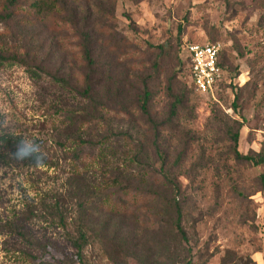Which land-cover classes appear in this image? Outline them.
Wrapping results in <instances>:
<instances>
[{
  "label": "rangeland",
  "instance_id": "obj_1",
  "mask_svg": "<svg viewBox=\"0 0 264 264\" xmlns=\"http://www.w3.org/2000/svg\"><path fill=\"white\" fill-rule=\"evenodd\" d=\"M108 4L111 8L113 2ZM114 7V19L97 21L100 27H112L117 38H104L96 55L106 72L99 89V99L108 106L103 122L84 114L86 102L47 76L19 65L0 66V264L71 263L75 252L67 233L76 236L79 201L71 197L70 183L77 182L78 175L96 193L95 199L116 193L118 188L106 187L114 180L131 181L140 188L142 183L143 189L148 183L147 191L169 195L171 200L176 197L184 209L182 227L190 240L182 246L193 247L194 264H219L227 251L250 257L252 264H264V165L253 167L231 159L230 142L224 140L223 129L212 116L216 103L194 91L178 62L183 42L206 44L211 34H218L229 65L238 67L240 75L233 85H238L241 96L236 112L231 110L235 91H228L218 107L243 124L240 153H260L264 148V0H116ZM9 26L0 24L3 50L11 48L12 32L19 27L15 21ZM27 31L20 46L37 54L39 62L48 57L53 71L62 69L68 75L78 70L80 55L66 50L76 52L73 30L52 32L37 25ZM52 39L64 46L61 54L48 56ZM163 45L165 51H161ZM240 49L243 58L237 53ZM155 66L159 78L149 87L157 117L168 115L167 91L175 83L177 88L183 83L194 105L183 112L184 131L165 132L157 142L164 159H159L150 132L134 118L116 113L122 101L135 102L142 90L141 78L152 74ZM121 90L122 101H118ZM74 111L80 112L75 120ZM81 135L88 143L83 147ZM193 135L199 141H190ZM77 149L84 150L90 163L87 169L74 161L72 152ZM162 167L169 170L165 174L174 178L177 191L163 187ZM59 198L67 230L59 224L58 212L47 208ZM133 199L143 209L146 199L150 200L145 195ZM144 213L149 227L172 233L173 227L163 225L155 207ZM143 234L138 229L136 243L144 251L151 247L147 243L152 235ZM91 235L83 264H140L126 252H111L113 247L104 239ZM181 250L171 245L167 257L171 253L176 257ZM144 256L150 258V253ZM161 260L164 263L166 258Z\"/></svg>",
  "mask_w": 264,
  "mask_h": 264
},
{
  "label": "trees",
  "instance_id": "obj_2",
  "mask_svg": "<svg viewBox=\"0 0 264 264\" xmlns=\"http://www.w3.org/2000/svg\"><path fill=\"white\" fill-rule=\"evenodd\" d=\"M120 1V0H117ZM108 2H113L111 8ZM114 2L116 0H0V24L6 25L15 21L19 25L20 30L17 28L16 32H12L13 37L11 39L12 46L9 50L0 48V66L5 65H19L28 69L34 70L39 75H44L50 78L54 83L59 84L62 88L74 91L81 99L86 102V108L82 111L91 116L94 121L103 122L105 115L103 110L107 109V104L103 102L100 97L99 89L105 79L106 72L103 70V65L100 64L99 57H97L98 49L102 48L101 41L106 37L115 38V31L112 27L102 26L97 23L98 18L108 21L114 19ZM108 4V5H107ZM111 9V10H110ZM20 11V12H19ZM44 25L46 28L53 30L52 32H65L73 30L75 32L77 43L72 45V50H68L72 55H80V64L76 72L71 74H64L62 69L53 71L51 69V62L47 57L46 60L38 61L37 54L32 55V52L25 51L20 44L22 40L26 41L28 35L27 28L29 26ZM182 30L180 31V33ZM214 33V32H213ZM211 42L206 44L220 43L218 34L210 35ZM117 41V38H115ZM194 44L193 42L185 41L179 47L178 58L179 64L187 71L191 85L196 91V88L192 82L190 74V64L182 58V51L185 45ZM64 47L57 44L54 39L50 40L49 54H55L58 52L61 54ZM71 48V45H66ZM65 46V47H66ZM166 45L161 46V51H165ZM240 57H244V50L237 51ZM66 55H69L67 52ZM218 66L222 70V78L217 85L218 102L212 105V116L215 122H218L223 129L224 140L230 142L229 156L232 160L238 163L248 164L253 167H259L264 165V148L260 153H251L244 155L239 151V141L243 124L240 121L232 119L227 114L222 112L218 107L221 105V101L226 99L228 91L232 93L235 91L234 102L231 106V110L236 112L238 110V104L241 99L239 94L240 88L238 85H233L234 80L240 75L238 67L232 68L227 60L226 51L222 50ZM157 66L155 71L141 78L142 90L136 94L135 102L129 103L121 100L122 90L118 93L120 97L118 101H122L121 109L116 113H123L121 118L132 117L146 132H150L153 135L155 141L156 152L159 154V159H164L163 151L157 142L163 140L165 132L174 133L177 131H184L181 127V118L185 108H190L193 104L192 99L189 98L188 91L185 92L183 83L180 84V88H177L178 84L170 85L167 91V97L170 100L169 113L164 119L157 117L156 113L152 110V101L154 94L151 92L149 85L159 78L157 73ZM236 72V73H235ZM176 78V76L174 77ZM140 83V82H139ZM125 88H123L124 90ZM187 89V87H185ZM126 91V90H124ZM197 92V91H196ZM198 93V92H197ZM208 100H213L208 95H202ZM194 107V105L192 106ZM191 111L193 108L190 109ZM80 112H72L74 119ZM189 118V117H188ZM191 118H189L190 120ZM75 125L71 126L73 129ZM190 141H199L197 137L190 136ZM82 147L87 145V141L84 142L83 136L79 138ZM187 143V142H186ZM189 144L187 145L188 148ZM186 148V150H187ZM140 149V142L137 146ZM83 149L73 150L72 156L76 164L88 166V159L83 154ZM140 152L137 153L136 159L139 158ZM184 152L178 155V160L182 159ZM75 168H79L78 165ZM168 171L165 167L161 168L160 174H162V182L166 184L163 187L169 188L172 192L178 190L179 187L175 183L174 178L165 174ZM156 173V172H155ZM78 175L77 182H71L70 195L73 199L79 201L77 205V224H76V236L72 237L67 233L70 240V244L74 249V258L70 261V264H83L85 259V250L91 246L92 235H98L99 238L104 239L108 246H112L111 252H126L130 256L135 257L140 264H194V249L193 247L183 248L182 244L189 245L190 240L187 232L182 227V221L184 219V209L179 202L175 199H169V195H163L158 191H147L146 188H141L140 184L136 186L122 180H114L112 184L106 186L109 188L117 189L116 193H111L106 197L101 196L99 199H95L96 193L86 186L85 181L79 180ZM85 179V178H83ZM165 179V181H164ZM262 188L261 192L264 193V176L261 177ZM124 182V183H123ZM128 183V184H127ZM133 184V183H132ZM141 193V194H140ZM145 195L146 198L154 200L150 203V200L146 199L143 203L144 209L149 211V207H155L157 214L162 218L163 225L173 227L172 233H163L161 227L151 228L148 226V222L143 218L147 216L144 213V209L140 206L136 200L132 198ZM162 196V199L160 200ZM156 199H153L155 198ZM61 198L55 201V206H48V209L56 210L59 215L60 225L64 230H67V219L64 214H61V208L59 207ZM160 200V201H158ZM148 208V209H147ZM143 209V210H142ZM55 214V213H54ZM56 215V214H55ZM144 216V217H143ZM156 217V216H155ZM118 220L119 224L114 225L113 221ZM147 223V226H142L141 223ZM131 224V225H130ZM139 224L141 225L139 227ZM114 227L113 230L111 228ZM160 228V229H159ZM164 228V227H162ZM138 229L144 230L146 237L152 235V238L148 240L149 248L140 247L137 244ZM143 234V235H144ZM140 235V238L143 237ZM171 245L182 249L176 257H172L174 253H171L167 257V252L170 251ZM150 253V258H145L144 255ZM160 259H159V258ZM166 261L162 263L161 259ZM180 258V259H179ZM178 260V261H177ZM205 264H208L207 262ZM219 264H252L251 258L246 256L238 257L236 253L227 251L224 258H222Z\"/></svg>",
  "mask_w": 264,
  "mask_h": 264
},
{
  "label": "built area",
  "instance_id": "obj_3",
  "mask_svg": "<svg viewBox=\"0 0 264 264\" xmlns=\"http://www.w3.org/2000/svg\"><path fill=\"white\" fill-rule=\"evenodd\" d=\"M223 48L216 44H187L182 51V58L190 64V74L196 91L210 96L218 102L217 85L222 78L218 61Z\"/></svg>",
  "mask_w": 264,
  "mask_h": 264
}]
</instances>
